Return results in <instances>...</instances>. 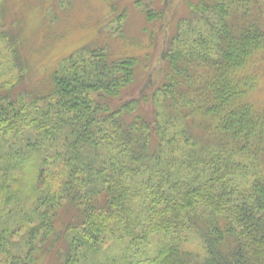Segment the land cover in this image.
<instances>
[{"label": "trees", "instance_id": "16d2710c", "mask_svg": "<svg viewBox=\"0 0 264 264\" xmlns=\"http://www.w3.org/2000/svg\"><path fill=\"white\" fill-rule=\"evenodd\" d=\"M155 1L136 0L152 22L166 13ZM263 1H186L159 51L162 81L137 86L138 57L103 46L28 86L11 20L19 73L0 83V264H264V104L251 97Z\"/></svg>", "mask_w": 264, "mask_h": 264}, {"label": "rangeland", "instance_id": "374dc122", "mask_svg": "<svg viewBox=\"0 0 264 264\" xmlns=\"http://www.w3.org/2000/svg\"><path fill=\"white\" fill-rule=\"evenodd\" d=\"M5 1L9 9L7 13H3L4 7L0 3V83L8 88L19 73L4 35L13 20L12 27L20 28L22 55L29 60L26 82L28 86L31 83L34 88L42 89L48 85L51 72L67 55L85 56L88 51L84 48L93 46H103L114 58L136 55L139 76L133 86L144 82L148 74H151V82L158 84L162 81L161 70L164 66L159 51L173 32L178 17L185 13L186 1L191 0H166L163 6L166 10L164 18L153 22L146 19L136 0H62V4L59 0ZM162 3L163 0H157L155 4L151 2V5L161 7ZM124 7H127L128 12L121 26L116 17ZM195 24L202 25L197 21ZM183 28L189 30L190 26L185 24ZM257 67L260 83L251 97L260 106L264 104V54L259 56ZM29 94H25L27 100L31 98ZM15 239L21 245L14 250L25 255L28 248L26 238L18 236ZM193 242L195 247L202 246L195 232ZM110 244L109 252H113L114 244Z\"/></svg>", "mask_w": 264, "mask_h": 264}]
</instances>
